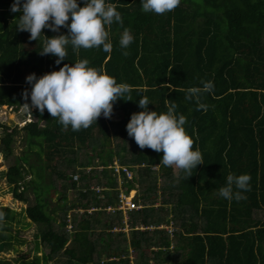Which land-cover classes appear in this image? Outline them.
Returning a JSON list of instances; mask_svg holds the SVG:
<instances>
[{
    "label": "trees",
    "instance_id": "obj_1",
    "mask_svg": "<svg viewBox=\"0 0 264 264\" xmlns=\"http://www.w3.org/2000/svg\"><path fill=\"white\" fill-rule=\"evenodd\" d=\"M12 2L0 0V57H6L0 82L12 84L0 91V107L19 111L23 124L9 127L0 121V152L9 156L15 136L23 132L31 155L40 158L43 153L46 166L64 181L61 198L69 190L78 201L59 207L62 214L55 228L45 211L48 184L43 181V166L30 163L26 152L18 163L0 171L12 198L26 204L24 216L43 225L34 235L33 256L18 255V264H47L58 254L69 264H264V0H180L164 14L143 12L140 0H106L121 16V23L113 21L106 27L111 52L100 47L74 52L68 45L60 64L50 54H39L43 37L29 40L27 31L17 29L20 13L10 11ZM77 4L82 6V0ZM124 28L133 35L127 56L118 43ZM65 32L63 26L57 32L42 29L45 37ZM80 59L103 69L117 83H127L131 100L117 99L110 118L100 116L79 131L64 128L46 110L41 113L31 106L25 110L30 100L22 93L30 85L23 76H40ZM209 80L214 88L199 100L205 107L185 98L190 87H202L201 81ZM141 96L149 100V110L166 111V105L174 102L176 111L186 117L185 130L203 159L190 176L183 171L174 176L170 167L159 164L162 152L141 149L127 135L125 125L132 113L141 111L137 103ZM110 135L114 148L106 147ZM95 138L98 147L89 143L91 151L86 150L87 141ZM114 158L130 170V179L108 167ZM58 162L71 172L58 170ZM157 166L165 179L160 187L152 171ZM230 173L250 175L245 199L228 201L218 195ZM27 174L30 179H25ZM75 174L78 178L73 179ZM117 177L124 193L136 189L135 182L142 190L134 200L141 203L139 209L126 211L128 237L120 231L124 225L123 211L116 209ZM91 181L103 189L96 192ZM27 189L32 191V202ZM105 206L113 210L106 212ZM0 212L4 213L2 253L21 243L18 229L12 227L19 223L20 213L3 205ZM159 225L174 228L170 234ZM39 246L47 251L37 255ZM129 250L135 253L134 263ZM0 264L10 263L0 259Z\"/></svg>",
    "mask_w": 264,
    "mask_h": 264
},
{
    "label": "clouds",
    "instance_id": "obj_2",
    "mask_svg": "<svg viewBox=\"0 0 264 264\" xmlns=\"http://www.w3.org/2000/svg\"><path fill=\"white\" fill-rule=\"evenodd\" d=\"M140 3L143 12L164 14L174 10L180 0H140ZM10 11L20 13L16 27L27 31L29 40L43 37L39 54L56 57L55 64L65 59L68 45L74 52L80 48L100 47L110 53L112 44L106 27L113 21L121 23L120 13L106 0H82V6H78L77 0H13ZM61 26L67 28V35L45 37L42 34V29L57 32ZM132 41L130 30L124 28L118 42L122 55H128L126 49ZM25 82L30 85V90L22 93L30 100V105L24 104L25 110L29 111L30 106L41 113L46 110L60 125L70 127L72 131L88 128L100 116L110 118L117 99L131 100L127 83H117L115 77L103 69L89 66L87 59L77 60L71 66L65 63L58 70L40 76L29 73ZM201 83L202 87H190L185 98L195 99L199 107H205L199 104L200 95L211 93L214 85L210 80ZM137 103L141 111L130 115L125 125L127 135L141 149L147 147L162 152L160 165L174 166L190 176L203 159L199 148H193V139L185 130L186 117L176 111L174 102L161 112L147 108L150 103L147 97L141 96ZM250 179L247 173H230L218 195L228 201L245 199L244 193L251 187ZM3 220L4 213L0 212V227Z\"/></svg>",
    "mask_w": 264,
    "mask_h": 264
},
{
    "label": "rangeland",
    "instance_id": "obj_3",
    "mask_svg": "<svg viewBox=\"0 0 264 264\" xmlns=\"http://www.w3.org/2000/svg\"><path fill=\"white\" fill-rule=\"evenodd\" d=\"M67 23L68 22H66V24ZM67 34H68V30L66 28V32L64 33V35H67ZM25 46L29 48L30 44L25 43ZM5 67H6V57L4 55V56L0 57V79L3 78V74L6 70ZM24 77L25 76L22 77V80L24 79ZM11 85L12 84L0 82V91H5V90L9 89V87ZM31 108H32V106H31ZM18 112L19 111L13 112L10 107L2 105L0 107V121L4 122L9 127H12L15 124L20 126L23 124V122H20V119L18 117ZM0 135H1V132H0ZM23 135H24L23 132H19L15 136L14 141L11 144L12 150H11V154L9 156L6 157V156H4V154L2 152H0V171L5 170L9 165H12L14 163H18L19 162V156H21L22 154H24L26 152H29V154H27L28 155V161L30 163H32L33 165L37 164V166H40L41 168L43 166V169H42V174L44 176L43 181L48 184V191L45 194V197L47 198L48 206H47V209H45V211L50 216V219L52 220V224L54 225V227L58 228L60 215L62 214L61 210H59V207L60 208L69 207L71 205V202H78V201H76L77 200L76 193L74 191L68 190L66 192V198L65 199L61 198V196H60V191L62 190L61 184L64 181L57 178L54 175V172H52V170L46 166L47 161L45 160V155L43 153H40V158H38L34 155H31V152H30L31 150L28 149L27 143H25V141L22 138ZM109 140H110L109 143H106V147L111 146L112 148H114L115 142H114L113 135H110ZM119 141H120V139H119ZM97 142H98L97 138H95V140L89 139L87 141V143L85 144L86 150H90V147L88 146L89 143H93V147L94 146L98 147ZM128 144L129 143H127V145ZM132 147H133V145L130 143L128 149H132ZM33 149L36 150L37 147L36 148L32 147V150ZM113 160H114L113 164L117 163V160L115 158ZM25 167H27L26 164H25ZM58 167H59L58 170H60V171L62 170V171H65L67 173L71 172V170L67 169L64 166V164H62L61 162H58ZM169 167L171 168V172L173 173V175L176 176L178 170L175 169L174 166H169ZM97 168L100 169V167H97ZM86 169H88V168H86ZM153 169L154 170H152V171L155 175L156 186L160 187L161 185H163L165 179L159 175L158 166L154 167ZM30 178H31L30 174H27L25 176V179H30ZM76 178H78V174L73 175V179H76ZM116 181H117L116 186L121 191V181L122 180H120V177H117ZM135 185H136V189H134V191L131 190V191H129V193H127L128 198H130L131 195H134V198H133L134 200L136 198L135 197L136 193H140L142 191L140 189V186H138L136 182H135ZM92 186L96 192L100 189L99 186L94 185L93 181H91V184H90V187H92ZM141 188L143 189V187H141ZM101 189H103V188H101ZM159 193H160V189L158 188L157 194H159ZM26 195L28 196L30 202H32L33 201L32 200L33 195H32V191L30 189L26 190ZM98 198L104 199V195L99 194ZM137 200H138V198H137ZM158 201H159V197H158ZM158 201H154L155 205H158V203H159ZM136 202L140 206L141 203L139 201H136ZM0 205L8 206L11 209H13L14 211H17L20 213L18 215L19 223L13 222L12 227H13V229H18L17 236L20 237L19 241H21V243H17V244H15L13 242V244H15V247L13 250L9 249V250H5L4 252L0 253V259H4L5 261H8L10 264L11 263L18 264L17 260H15V259L18 258V255H20V254L23 255V257L25 259H30L34 254V251H33V246H34V241H35L34 235L37 234L38 231L43 228V225L31 223L24 216V213H23L24 210L23 209L26 206V204H23V203L12 198L9 187L5 183L4 179L1 177H0ZM49 209H55V210L51 213L49 211ZM78 211L82 212L81 209H78ZM70 213H71V210L70 211L68 210L67 214H69V216H67V219L71 218ZM122 214H123L122 215V221H123L124 226L122 228H120L121 229L120 231H123L125 233L126 237H128L129 236V228L127 227L126 224H124V222L127 221L128 217H127L126 212H123ZM168 215L169 214H167L166 218L170 216V215L169 216ZM71 216H72V214H71ZM100 216L102 217V220H105L104 215L101 214ZM160 226L161 225H159L158 227H160ZM162 227L164 229H166L167 231H169L168 233H170L174 228V227L171 228L170 225L162 226ZM162 227H160V228H162ZM117 230H119V228H117ZM37 239L38 238H36V240ZM13 240L14 239H12L11 241H13ZM46 251L47 250H45L44 248L41 249L39 246V250L37 252V255L45 253ZM175 253H177V252H175ZM128 255H129V258L131 259V262L133 261V263H134L133 259L135 258V253L133 251L129 250ZM47 264H69V262L65 256L58 254L55 257H53L51 259V261H49Z\"/></svg>",
    "mask_w": 264,
    "mask_h": 264
},
{
    "label": "built area",
    "instance_id": "obj_4",
    "mask_svg": "<svg viewBox=\"0 0 264 264\" xmlns=\"http://www.w3.org/2000/svg\"><path fill=\"white\" fill-rule=\"evenodd\" d=\"M113 173L120 175L123 173L127 179L131 178V172L130 170L123 165H120L118 163H115L111 166H108ZM131 191V190H129ZM129 191L127 193H129ZM134 191V190H133ZM124 193L123 190H121L117 195V204L116 209L121 210L123 212H126L128 210L138 209L140 206L134 201V195H131L130 198H128V194ZM106 212H111L113 209L110 206L104 207ZM92 210V209H91ZM114 230H117V228H113ZM110 259H114L111 257ZM116 259V258H115Z\"/></svg>",
    "mask_w": 264,
    "mask_h": 264
}]
</instances>
